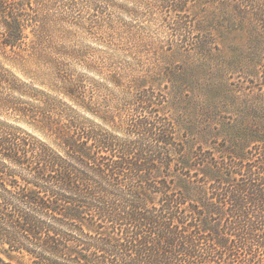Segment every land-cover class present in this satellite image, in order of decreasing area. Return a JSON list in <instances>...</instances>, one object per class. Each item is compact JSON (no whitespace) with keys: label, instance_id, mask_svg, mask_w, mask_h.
Instances as JSON below:
<instances>
[{"label":"trees","instance_id":"1","mask_svg":"<svg viewBox=\"0 0 264 264\" xmlns=\"http://www.w3.org/2000/svg\"><path fill=\"white\" fill-rule=\"evenodd\" d=\"M163 4L199 9L201 32L248 24L264 37V0ZM31 6L0 0V47L11 53L0 60V264H264L263 109L250 106L247 125L226 129L208 149L178 141L177 128L195 132L185 121L140 118L124 138L82 80L70 81L52 58L71 106L24 102L36 95L6 65L48 58ZM146 87L135 83L137 110L149 112Z\"/></svg>","mask_w":264,"mask_h":264},{"label":"rangeland","instance_id":"2","mask_svg":"<svg viewBox=\"0 0 264 264\" xmlns=\"http://www.w3.org/2000/svg\"><path fill=\"white\" fill-rule=\"evenodd\" d=\"M19 1L7 0L8 7ZM27 9L36 16L39 50L48 58L35 57L20 69L6 65L36 95L22 98L24 102L71 106L58 92L62 83L56 60L70 81L82 80L102 111L116 118L124 138H133L127 131L140 118L163 124L185 121L195 132L177 128L178 141L190 138L193 146L208 149L210 140L221 143L226 129L236 133L247 125L243 117L250 106L264 111V37L258 39L261 33L248 24L219 23L201 32L199 9L177 13L164 7L163 0H32ZM2 19L0 14V33ZM179 21L187 27L180 28ZM3 52L0 47L2 61L11 55ZM139 80L147 81L155 102L149 112L137 110L143 93L135 88Z\"/></svg>","mask_w":264,"mask_h":264}]
</instances>
